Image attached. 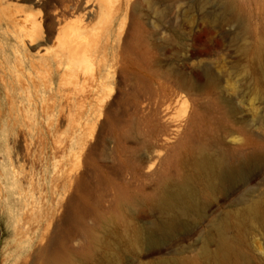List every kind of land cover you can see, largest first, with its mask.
<instances>
[{
  "label": "rangeland",
  "instance_id": "obj_1",
  "mask_svg": "<svg viewBox=\"0 0 264 264\" xmlns=\"http://www.w3.org/2000/svg\"><path fill=\"white\" fill-rule=\"evenodd\" d=\"M10 1L27 8L45 31L43 38L33 45L26 41L25 49L16 55L14 41L0 35V95L6 97L2 95L5 85L12 89L32 86L34 77L44 87L45 81L53 78L56 230L53 245L27 246L18 244L20 236L14 231L5 235L0 226V264H48L50 254L65 257L66 264H264V217L243 213L244 204L237 203L245 190L241 186L227 197L218 195L204 218L189 219L185 230L166 239L158 249L134 241L135 230L148 229L162 219L152 204L145 202V197L152 192L158 173L170 160L167 153L177 138L167 144L160 137L153 141L148 136L150 125L162 129L165 123L159 105L163 100L171 101L168 113L173 125H181L183 129L191 120L200 123L189 148L204 143L213 152L228 154L230 158L264 153V0ZM100 4H104L105 11L99 16L96 9ZM89 8H94V13H89ZM86 12L82 24L86 26L90 44L103 41L107 30L114 27L108 60L115 77L103 118L88 138L87 154L81 157L86 165L79 158L82 162L75 167L71 165L70 151L69 75L32 70L30 61L39 56L38 52L43 53L42 49H56L57 28L77 24ZM120 51L127 53L126 62L119 61ZM100 60L101 56L95 60L96 68ZM183 83L195 87L181 90L179 86ZM90 87L91 84L87 89ZM72 112L74 116L79 113L75 109ZM5 135L0 127V172L6 170L0 175V186L4 191H13L8 157L18 153L22 163L16 165H21L24 173L36 168L41 179L39 188L49 196L47 144L39 149L34 162L23 139L11 133ZM41 139L48 143L51 138L45 133ZM147 145L152 148L155 145L156 153L149 155ZM148 155L155 159L146 161ZM144 156L148 159L144 160ZM182 160L172 159L171 171ZM100 172L105 173L104 177ZM74 175L78 177L73 184ZM107 177L109 182L104 179ZM248 179L252 193L247 205L261 202L264 208V166L251 170ZM81 181L89 182L90 188L84 184L78 190L77 182ZM95 181L103 186L98 187ZM101 187H105L104 193ZM98 191L102 196L98 197ZM76 193L84 198H76ZM118 193L121 195L116 197ZM4 198L2 192L0 212L5 210L7 224L16 200L12 197L5 204ZM213 222L225 223L224 234L237 255L228 263L214 257L220 234Z\"/></svg>",
  "mask_w": 264,
  "mask_h": 264
},
{
  "label": "bare ground",
  "instance_id": "obj_2",
  "mask_svg": "<svg viewBox=\"0 0 264 264\" xmlns=\"http://www.w3.org/2000/svg\"><path fill=\"white\" fill-rule=\"evenodd\" d=\"M97 1L103 2V0ZM89 9H91L89 13H92L94 8ZM104 9V4L98 6L96 12L99 13V16L105 11ZM73 14L75 15V13ZM86 14L87 12L80 16L77 24L73 26L67 25L66 27H58L54 35L59 41H57V48L51 51L42 49L43 53H41V51L38 52L39 56L30 61L32 70L47 71V73L49 72L51 74L56 71L60 75H64L65 73V75H69V84L72 86V93H70L72 95H70L69 101L71 99L72 108L70 109L68 107V110L70 109L71 112H67L70 114L69 130L71 131L72 137L70 146V151L72 153L71 165L75 167L80 166L78 162L82 160L81 157H83L84 153L87 154L88 138L89 136L92 137L96 130V125L100 122V119L103 118L102 112L106 105L105 103H107L106 100L110 97V93H112L111 88L115 77V71L112 70L113 66L110 64V60H108V51L111 45L110 37L113 35L114 27H110L107 30L108 35L103 41L100 42L99 40V42L95 44L94 42L90 44V40L88 41L86 38V26L82 24L83 21H86V19L84 20V17H87L85 16ZM97 16L98 14L96 17ZM57 22L60 25V19H58ZM116 31H118V29ZM44 34L45 31L42 23L37 21L35 16L32 14L30 15L27 8L22 7V5H17V3L15 4L10 0H0V35H5L11 42L14 41L13 51L15 55L16 53H22L21 49H25L26 41L33 45L42 39ZM89 47H91L90 51ZM125 54L124 51H120L117 54V57L119 56V61L120 59L124 62L127 61L128 56ZM100 56L102 59L100 62L102 61V63L100 64L99 62V66L96 68L95 60ZM122 61L119 63L124 65ZM113 64L115 65L114 61ZM31 83L32 86L29 84L28 86H23L21 84L22 86L14 89L7 85L3 87L5 92H3L2 95L6 97L3 99L0 95V127L2 131L6 133L5 136L11 133L14 137L25 141L28 155L33 157L34 162L37 160L35 158H37L39 149L41 148L40 150H42L47 144V149L50 153L48 164L50 174L48 191L50 194L49 196L48 194L46 195L42 188H39L41 179L38 178L40 174L36 168L35 171H33V168L29 173H24L23 170H20L21 165H16L22 163L21 159H19V154L16 153L14 156H9V175L14 189L13 191H4V188L0 186V200L2 198V192H5V204H7L6 200L12 197L15 198L16 201H14L12 206L13 209L9 213L10 216L8 215L7 224H5V210L0 212V226H2V232L5 235H11L12 231H14L15 235L20 236L18 240L19 245L27 244L28 246L31 244L34 245V243L44 245L47 243L48 246H51L54 243L56 230L54 215L55 176L53 171V137L56 132V124L53 103L54 93L52 92L53 78H50V81H45L44 87H41L34 77L31 78ZM210 83H212V81H210ZM90 84L91 87L87 89ZM188 86L195 87L194 84L183 83L179 86V89L182 90V88L185 89ZM70 105L71 104H69V106ZM143 105L145 106V104ZM159 105L160 111L165 114L163 117L165 123L161 126L162 129L150 125L151 130L150 132L148 131V136H150L153 141H158L160 137L167 144L168 142H172L175 136H177V138H175L176 141L174 144L169 147L171 148L170 152L167 153L168 159L170 160L163 165L162 172L158 173L160 175H158V181L152 188V192L150 194L148 193V195L146 193L147 197H145V202H150L154 211H156L162 219L152 224L148 229L135 230V243L137 242L138 245L145 243L152 249H158L166 239H172L176 234L185 230L190 224L188 221L189 219L196 220L197 218H204L213 203L212 201L215 200L218 195L227 197L230 191L236 190L239 186L245 188L237 199V203L244 204L245 206L243 213L264 217V208L261 202L247 205L248 197L252 193V189L248 187V175L254 168L264 166V153L255 152L256 154H252L247 158L243 155L232 158L230 155L231 159L228 154H217L213 152V150L204 143L189 148L188 145L193 141L194 136L199 131L200 123L198 124L196 120H191L189 123L187 122L186 126L184 125L185 127L182 129L181 125L172 124V117L168 113L172 108L171 101L163 100L162 104ZM74 109L79 111L76 116H74V112H72ZM74 117H78V120ZM74 120L76 122H74ZM43 126L45 128H43ZM45 133L51 138L48 143L41 139ZM155 144L157 145V142ZM146 147H148V145ZM154 147L156 146L154 145L153 148L151 146L148 147L147 150L149 155L154 154ZM184 152L185 156H183ZM149 155V160L146 161L152 162L151 159L155 158L153 155V157ZM145 156L143 157L144 160L147 157ZM79 158H81V160H79ZM178 158L182 160V163L178 164L174 171H171V160ZM83 160L85 161V159ZM81 165L83 164L81 163ZM185 165H188L187 168H184ZM75 169L76 168H74V171L78 172ZM100 170L102 171V169ZM5 171L6 170H3V172L1 171L0 175H4L3 173ZM103 173L102 177H104ZM76 176L77 175L71 177L72 182L78 177ZM84 177H82L83 180L86 179H84ZM108 178L109 177L104 179L107 180ZM82 181L79 184L77 182L78 186H76V188H83V185L87 183ZM111 182L110 185L113 187L115 184L113 183V185ZM99 185L103 186V184L98 183V187ZM91 186L93 188L94 185ZM87 187H89V185ZM94 189L93 191H95ZM104 189H102L103 193ZM102 190L100 191L102 192ZM100 191H98V197L102 196L100 195ZM84 192H87V190ZM120 195L121 194L118 193L116 197ZM76 196V198H84L83 196L82 198L78 197L77 193ZM141 196L144 197L143 193ZM88 198L89 197H87V199ZM145 199H143V201ZM82 201L84 200H81V202ZM214 225L219 229L218 232L220 234V241L218 243L220 245H218V252L214 257L216 260H220V262L223 261L228 263L233 255L235 258L237 255H235L234 249L230 246L231 244L224 234L226 233L225 223L217 224L213 222L212 226ZM35 237H37V240H35ZM48 264H66V259L57 254H50L48 257Z\"/></svg>",
  "mask_w": 264,
  "mask_h": 264
}]
</instances>
